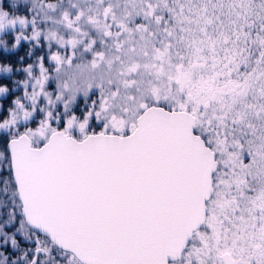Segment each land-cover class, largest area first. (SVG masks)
I'll list each match as a JSON object with an SVG mask.
<instances>
[{
	"label": "snow or ice",
	"instance_id": "snow-or-ice-1",
	"mask_svg": "<svg viewBox=\"0 0 264 264\" xmlns=\"http://www.w3.org/2000/svg\"><path fill=\"white\" fill-rule=\"evenodd\" d=\"M26 2L0 264H264V0Z\"/></svg>",
	"mask_w": 264,
	"mask_h": 264
},
{
	"label": "trees",
	"instance_id": "trees-1",
	"mask_svg": "<svg viewBox=\"0 0 264 264\" xmlns=\"http://www.w3.org/2000/svg\"><path fill=\"white\" fill-rule=\"evenodd\" d=\"M8 1H7V3L11 4L10 0H8ZM10 10L12 11V9H10ZM27 46H28V43L22 42V44L19 48L12 49L8 52H5V51L0 52V64L4 63V64H8V65L13 67L16 64V62H19L20 57L23 58V62H24V60L27 59L28 56H27V53H23L22 49H25ZM24 56L27 58H24ZM14 75L18 78L17 79L18 81L24 80V77H22L20 75L19 71H18V73H14ZM15 76L12 75L9 78H7L4 75L0 76V84L7 85L10 89H13V91H11L8 95H6L4 97H0V106H2V109H7V108H10L13 106V97L14 96H16V95L18 97L23 96V87L22 86L17 87L18 92L14 93L13 77H15ZM0 114H2L4 116L7 115L6 111L0 112ZM0 211H2V210H0Z\"/></svg>",
	"mask_w": 264,
	"mask_h": 264
},
{
	"label": "rangeland",
	"instance_id": "rangeland-1",
	"mask_svg": "<svg viewBox=\"0 0 264 264\" xmlns=\"http://www.w3.org/2000/svg\"><path fill=\"white\" fill-rule=\"evenodd\" d=\"M8 1V0H7ZM9 2V1H8ZM10 3H16L17 4V8H14V9H12V12L15 14V15H21V16H23V15H30V10L27 8V2H26V0H10ZM6 39L9 41V45H11V43H12V36L11 35H8L7 37H6ZM10 39V40H9ZM25 43H28V42H25ZM29 49H30V45L28 44V46L25 48V49H22V51L24 52V53H27L28 51H29ZM0 52H2V49H0ZM40 54H42V53H40V52H37V55H40ZM21 58V57H20ZM20 61V60H19ZM33 62V58L32 57H28L26 60H25V62L23 63V64H21V63H19L18 65H14L13 66V68L14 69H19V68H23V67H26L29 63H32ZM4 64V63H3ZM14 73H18V71H14L12 74H8V75H4V76H6L7 78H9V77H11L12 75L13 76H15L14 75ZM19 73H20V75L22 76V77H24V79H25V73H23L22 71H19ZM1 76V75H0ZM18 78L15 76V77H13V83H14V93L15 92H18V90H17V86H16V84H15V82L16 81H18L17 80ZM20 81V80H19ZM18 96L16 95V96H14L13 97V101L17 98Z\"/></svg>",
	"mask_w": 264,
	"mask_h": 264
},
{
	"label": "flooded vegetation",
	"instance_id": "flooded-vegetation-1",
	"mask_svg": "<svg viewBox=\"0 0 264 264\" xmlns=\"http://www.w3.org/2000/svg\"><path fill=\"white\" fill-rule=\"evenodd\" d=\"M2 51H3V50H2ZM23 53H24V52H23ZM24 58H27V57L24 56ZM20 59H21V58H20ZM20 59H19V60H20ZM25 60H26V59H25ZM25 60H24V62H25ZM24 62H23V61L21 62V60H20L19 62H16V64H17V65H18L19 63L23 64Z\"/></svg>",
	"mask_w": 264,
	"mask_h": 264
}]
</instances>
